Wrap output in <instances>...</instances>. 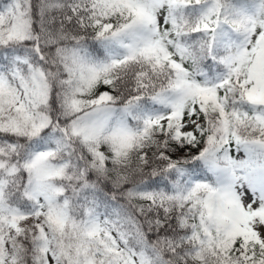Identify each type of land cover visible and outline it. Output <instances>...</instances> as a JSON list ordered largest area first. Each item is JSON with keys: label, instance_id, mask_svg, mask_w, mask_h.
<instances>
[{"label": "snow or ice", "instance_id": "obj_1", "mask_svg": "<svg viewBox=\"0 0 264 264\" xmlns=\"http://www.w3.org/2000/svg\"><path fill=\"white\" fill-rule=\"evenodd\" d=\"M0 264H264V0H3Z\"/></svg>", "mask_w": 264, "mask_h": 264}, {"label": "trees", "instance_id": "obj_2", "mask_svg": "<svg viewBox=\"0 0 264 264\" xmlns=\"http://www.w3.org/2000/svg\"><path fill=\"white\" fill-rule=\"evenodd\" d=\"M3 2V0H0V3H2Z\"/></svg>", "mask_w": 264, "mask_h": 264}]
</instances>
